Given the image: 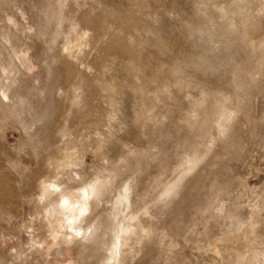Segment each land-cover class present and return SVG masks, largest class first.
Here are the masks:
<instances>
[{
    "label": "clouds",
    "instance_id": "9594fccd",
    "mask_svg": "<svg viewBox=\"0 0 264 264\" xmlns=\"http://www.w3.org/2000/svg\"><path fill=\"white\" fill-rule=\"evenodd\" d=\"M71 2L104 15L102 32L66 17L70 0H53L43 21L35 0H0V181L14 177L0 188L28 209L0 206V264H79L73 248L94 264H142L149 247L153 264H181L190 236L218 252L211 264H264V181L226 163L246 151L242 137L264 152V113L250 112L264 98V0ZM165 18L189 51L146 57ZM83 37L102 50L85 54ZM73 58L79 67L62 71ZM198 173L185 230L167 213Z\"/></svg>",
    "mask_w": 264,
    "mask_h": 264
},
{
    "label": "rangeland",
    "instance_id": "374dc122",
    "mask_svg": "<svg viewBox=\"0 0 264 264\" xmlns=\"http://www.w3.org/2000/svg\"><path fill=\"white\" fill-rule=\"evenodd\" d=\"M53 0H35V6L37 8V13L40 17V20L43 21V14L45 12L52 11L54 9L51 7ZM108 8L117 7L112 0H107ZM30 10V8H29ZM178 11L187 10L183 4V0H180ZM94 6L89 3L87 7H77L75 3H69V7L65 13L66 17L70 20H75V22L80 26V29L83 30L87 28L89 31L93 32L95 36L100 33L103 27L101 26L102 21H105L104 15L100 12H96L93 15ZM103 21V22H104ZM101 26V27H100ZM46 32V29H42V35ZM83 40L87 42L86 47L83 49L85 54L91 53L93 48H96V45L91 42L89 37H83ZM156 43L155 48H150L145 56L156 55L158 52H164L166 49L174 50L175 52L183 53L189 51V45L185 42V37L181 32L173 29L171 23L165 18L160 38ZM96 48V51L99 52L103 48ZM162 47V49L160 48ZM93 60L96 59L95 53H92ZM71 68H70V67ZM73 67H79L77 64L76 58H73L68 66L62 68V71H70ZM91 66V62L86 67ZM85 69H80L84 71ZM250 112L255 120H259L260 114L264 113V98L254 99L252 105L250 106ZM168 133H172V129L169 128ZM257 136L264 137V127L257 128ZM170 136L164 137V146L167 147V140L170 139ZM258 140H253L252 137H242L240 140V146L243 148L244 145H248L246 151L243 153L237 152L233 155V158L226 163H229L233 172L240 175L248 177V183L250 185L257 184L260 181H264V152H261L256 146ZM14 179L11 175H6L0 184L10 185L11 181ZM205 182V176L201 174H196L190 178L187 182L184 190L181 193L180 200L174 202L173 207L168 210L167 215L171 217V222L180 223L182 222L185 230L192 228L195 224V214L192 212L193 205L197 204L201 200L202 196V187ZM8 194L10 197L6 201H0V206H4L12 213L14 216L26 218L28 209L26 206H20L18 200L15 199V194L13 191H8L7 187L0 188V194ZM10 206V207H9ZM7 217H0V232H3L5 236L9 232V224L5 222ZM218 233L210 236L208 240H214ZM24 239H27L26 237ZM189 239L192 241L189 245L185 246L183 241H181V246L184 249L183 255L181 258V264H211L212 259L219 260V254L214 252H209L207 255L197 250L195 236H190ZM201 242H204L203 240ZM206 246V243H205ZM219 248V245L217 246ZM6 250L0 252V255H6ZM157 250L153 247H149L145 252V256L142 260V264H153L157 257ZM73 258H76L79 264H94L95 253L91 250L81 251L79 248H73L71 251ZM43 264V261L40 262ZM141 264V262H138Z\"/></svg>",
    "mask_w": 264,
    "mask_h": 264
},
{
    "label": "bare ground",
    "instance_id": "6f19581e",
    "mask_svg": "<svg viewBox=\"0 0 264 264\" xmlns=\"http://www.w3.org/2000/svg\"><path fill=\"white\" fill-rule=\"evenodd\" d=\"M103 21H104V20H103ZM103 21H102V23H101V24H102L101 26H102L103 29H104V27H105V21H104V22H103ZM101 26H100V27H101ZM103 29H101L100 32H102ZM97 33H98V32H97ZM101 47H102V45H101ZM160 48L162 49V47H160ZM165 49H166V48H165ZM165 49H164V50H165ZM69 67H70V66H69ZM72 67H73V66H72ZM70 68H71V67H70ZM71 70H72V69H71ZM71 70H70V71H71ZM9 197H10V196H9L8 194H4V193H2V194H0V201H1V202H2V201H6V199L8 200ZM1 202H0V203H1Z\"/></svg>",
    "mask_w": 264,
    "mask_h": 264
}]
</instances>
